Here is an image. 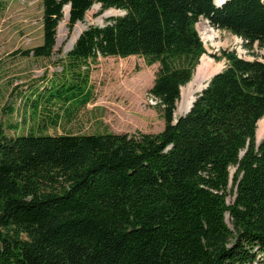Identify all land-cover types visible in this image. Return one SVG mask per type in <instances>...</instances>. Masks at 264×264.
<instances>
[{
  "label": "trees",
  "instance_id": "16d2710c",
  "mask_svg": "<svg viewBox=\"0 0 264 264\" xmlns=\"http://www.w3.org/2000/svg\"><path fill=\"white\" fill-rule=\"evenodd\" d=\"M95 3L124 13L84 29L26 105L53 113L54 127L90 99L98 57L137 55L158 64L147 93L163 128L49 134L42 117L24 134L0 131V264H264V63L213 55L225 67L173 122L205 53L198 20L264 50V1L42 0V41L20 53L49 58L63 7L71 32Z\"/></svg>",
  "mask_w": 264,
  "mask_h": 264
},
{
  "label": "rangeland",
  "instance_id": "374dc122",
  "mask_svg": "<svg viewBox=\"0 0 264 264\" xmlns=\"http://www.w3.org/2000/svg\"><path fill=\"white\" fill-rule=\"evenodd\" d=\"M122 13L123 11L115 8L102 9L100 4L95 3L85 12L83 19L74 24L71 32L67 30L68 17L63 15L57 25L51 56L35 58L31 55L23 56L20 52L42 41V0H0V131L6 134L28 132L32 123L29 120L27 123V118L23 122L24 115L28 114L24 99L30 94L29 87L32 82L38 79L33 85L39 89L48 86L46 83L52 78V73L61 70L57 61L65 57L80 32L90 25L102 26L110 17ZM204 21L213 30V38L202 41L205 48L203 55L211 61L220 62V71L225 67V61L215 60L213 55H219L224 49L234 50L238 56L245 59L251 60L257 56L264 63V50L258 49L256 44L252 49H245L240 38L235 39L231 33L213 28L206 19L198 20L201 27H204ZM74 29L78 33L73 40ZM157 69V63L147 65L144 59L137 55L98 57L96 63L90 65L91 97L88 102L73 113L71 118H60L57 125L48 128L46 132H159L164 121L155 107V99L147 93ZM43 75L46 80H43ZM197 91H193V97L198 94ZM179 114H174V118L182 115ZM9 125L13 127L10 128ZM228 170L226 201L231 203L234 198L232 178L235 166H229ZM224 217L230 225L229 215L225 213Z\"/></svg>",
  "mask_w": 264,
  "mask_h": 264
},
{
  "label": "bare ground",
  "instance_id": "6f19581e",
  "mask_svg": "<svg viewBox=\"0 0 264 264\" xmlns=\"http://www.w3.org/2000/svg\"><path fill=\"white\" fill-rule=\"evenodd\" d=\"M216 1H221V0H216ZM68 13V6L63 7V15L66 18ZM204 27L200 26V22H197L195 24L196 30L198 31L200 38L202 41H208L213 38V30L211 27H209L206 22L204 21ZM78 31L76 29L73 30L72 34V39L74 40L76 38ZM233 38L238 39V37L233 36ZM221 63L220 62H215L211 61L206 55H203L200 59V65L198 68L199 75L198 79L193 77L192 81L187 84L185 87H181L180 89V100L179 103L177 104V107L174 111V114L183 115L190 107V104L192 100L194 99L193 97V91L194 90H201L202 87H204L205 83L208 81L211 75L216 73L221 69ZM201 73V74H200ZM197 91V92H198ZM256 140H261L264 136V117L259 119L256 123Z\"/></svg>",
  "mask_w": 264,
  "mask_h": 264
},
{
  "label": "crops",
  "instance_id": "0c3cea01",
  "mask_svg": "<svg viewBox=\"0 0 264 264\" xmlns=\"http://www.w3.org/2000/svg\"><path fill=\"white\" fill-rule=\"evenodd\" d=\"M73 47V46H72ZM72 47L69 49V51L72 49ZM54 48V47H53ZM68 53V52H67ZM67 55V54H66ZM66 55H65V57H66ZM64 57V58H65ZM61 70H62V67H61ZM61 70L59 71V72H53L52 73V78L51 79H49V81H47V83L46 84H48L51 80H53L54 78H56V77H58V75L60 74V72H61ZM43 80H46V76L45 75H43ZM38 79H36V80H34L33 82H32V85L29 87L30 89H29V91H30V94H29V96H27L24 100V102H25V110H27V115H24L25 116V118H24V120H23V122H25L26 121V118H27V123H28V120L32 123L31 124V127H32V125H34V124H36V123H40V119L42 118V117H44L45 119H44V121H46V129L44 130L45 132H46V130L48 129V128H50V127H52V126H49L50 125V123H52L51 122V118H52V115H53V113H50V114H42L40 111H32V108H30V107H28L26 104H29L30 102H29V100L31 101L32 99H33V97H34V89L35 88H37L38 90H39V88L38 87H36V85H33L36 81H37ZM48 80V79H47ZM79 109L80 108H78V109H76V111H79ZM75 111V112H76ZM74 112V113H75ZM60 113V112H59ZM73 115V113L69 116V117H66V116H63L61 113L59 114V117H58V120L60 119V118H62V117H66V118H71V116ZM58 120H57V122L56 123H58ZM16 125H18V124H16ZM57 125V124H56ZM30 127V128H31ZM29 128V129H30Z\"/></svg>",
  "mask_w": 264,
  "mask_h": 264
},
{
  "label": "water",
  "instance_id": "95a60500",
  "mask_svg": "<svg viewBox=\"0 0 264 264\" xmlns=\"http://www.w3.org/2000/svg\"><path fill=\"white\" fill-rule=\"evenodd\" d=\"M226 0H221V1H216V0H213V4L214 5H216V6H220V5H222L224 2H225ZM264 1V0H263ZM66 6H68V11H69V5H66ZM123 13H124V11H123ZM122 13V14H123ZM67 17H68V13H67ZM81 33V32H80ZM79 33V34H80ZM79 34H78V36H79ZM77 36V37H78ZM77 39V38H76ZM201 39V38H200ZM202 40V39H201ZM75 42V41H74ZM203 56V55H202ZM201 56V57H202ZM201 57H200V59H201ZM240 57V56H239ZM200 59H199V63H198V65L196 66V68H195V72H194V75L192 76V78H191V80L190 81H192V79H194L193 77H195V78H197L198 79V77H199V75H197L198 73H199V71H198V68H199V65H200ZM218 72H220V70L219 71H217L216 73H214L213 75H211L210 76V78L208 79V81L205 83V85H204V87H202V89L201 90H199L198 91V94L207 86V84H208V82L210 81V79L215 75V74H217ZM201 74V73H200ZM199 80V79H198ZM181 89V88H180ZM195 98H196V96H194V99L192 100V102H191V104H190V107L192 106V103L194 102V100H195ZM190 107H189V109H190ZM189 109L185 112V113H187L188 111H189ZM176 120H177V118H173V122H176ZM260 141L261 140H256V138H255V146L256 147H258V145H259V143H260ZM244 151H245V149L244 150H241L240 151V153H239V156H242L243 154H244Z\"/></svg>",
  "mask_w": 264,
  "mask_h": 264
}]
</instances>
